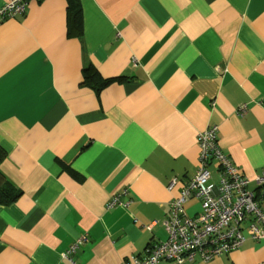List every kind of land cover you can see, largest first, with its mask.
Masks as SVG:
<instances>
[{
  "label": "crops",
  "instance_id": "obj_1",
  "mask_svg": "<svg viewBox=\"0 0 264 264\" xmlns=\"http://www.w3.org/2000/svg\"><path fill=\"white\" fill-rule=\"evenodd\" d=\"M67 3L28 0L0 22V179L20 190L0 204V264L144 255L208 126L251 189L264 169V0H80L81 37ZM84 66L114 80L96 91ZM188 264H264V240Z\"/></svg>",
  "mask_w": 264,
  "mask_h": 264
},
{
  "label": "built area",
  "instance_id": "obj_2",
  "mask_svg": "<svg viewBox=\"0 0 264 264\" xmlns=\"http://www.w3.org/2000/svg\"><path fill=\"white\" fill-rule=\"evenodd\" d=\"M28 0H8L0 6V22L26 10ZM217 126H208L198 135L199 162L194 176L181 188L167 208L164 227L167 238L152 243L142 256L122 264H188L209 261L242 246L246 239L264 240V169L254 176L256 188L216 143ZM214 164L218 179L211 181ZM175 183H169L171 187ZM191 198L200 201L199 211L185 212ZM118 196L107 207L121 204ZM130 200L123 202L128 205ZM82 236L63 254L67 258L85 242Z\"/></svg>",
  "mask_w": 264,
  "mask_h": 264
},
{
  "label": "trees",
  "instance_id": "obj_3",
  "mask_svg": "<svg viewBox=\"0 0 264 264\" xmlns=\"http://www.w3.org/2000/svg\"><path fill=\"white\" fill-rule=\"evenodd\" d=\"M67 34L80 36L82 34L80 0H67ZM83 83L88 84L96 91L113 81L112 78H104L93 66H84L82 69ZM118 79V78H115ZM0 154V159H1ZM20 194V190L8 181L0 179V204L12 203Z\"/></svg>",
  "mask_w": 264,
  "mask_h": 264
}]
</instances>
